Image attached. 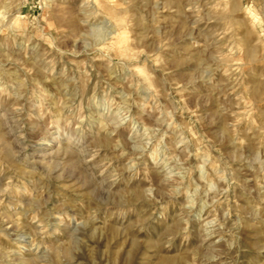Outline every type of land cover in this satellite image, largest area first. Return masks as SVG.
<instances>
[{"label":"rangeland","instance_id":"rangeland-1","mask_svg":"<svg viewBox=\"0 0 264 264\" xmlns=\"http://www.w3.org/2000/svg\"><path fill=\"white\" fill-rule=\"evenodd\" d=\"M0 264H264V0H0Z\"/></svg>","mask_w":264,"mask_h":264}]
</instances>
